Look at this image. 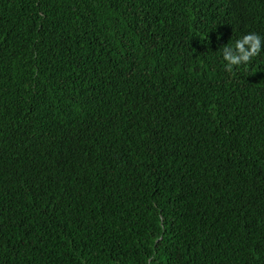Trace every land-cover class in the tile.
Here are the masks:
<instances>
[{"label": "trees", "instance_id": "1", "mask_svg": "<svg viewBox=\"0 0 264 264\" xmlns=\"http://www.w3.org/2000/svg\"><path fill=\"white\" fill-rule=\"evenodd\" d=\"M248 31L264 0H0V264H264Z\"/></svg>", "mask_w": 264, "mask_h": 264}, {"label": "clouds", "instance_id": "2", "mask_svg": "<svg viewBox=\"0 0 264 264\" xmlns=\"http://www.w3.org/2000/svg\"><path fill=\"white\" fill-rule=\"evenodd\" d=\"M221 38V35L217 36L218 40ZM262 52H264V36L258 32L248 31L237 38L234 44L227 43L222 46L221 59L224 69L228 73L238 71ZM152 260V256L147 257L145 264H152Z\"/></svg>", "mask_w": 264, "mask_h": 264}]
</instances>
